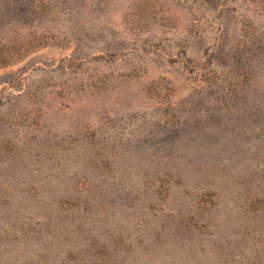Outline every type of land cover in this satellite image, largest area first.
Instances as JSON below:
<instances>
[{"label":"rangeland","instance_id":"obj_1","mask_svg":"<svg viewBox=\"0 0 264 264\" xmlns=\"http://www.w3.org/2000/svg\"><path fill=\"white\" fill-rule=\"evenodd\" d=\"M0 264H264V0H0Z\"/></svg>","mask_w":264,"mask_h":264}]
</instances>
